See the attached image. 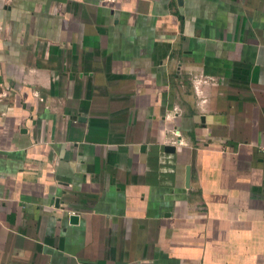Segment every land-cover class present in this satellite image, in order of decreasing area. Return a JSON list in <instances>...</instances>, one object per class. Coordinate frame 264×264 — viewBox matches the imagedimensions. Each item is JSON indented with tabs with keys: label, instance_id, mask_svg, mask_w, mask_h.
<instances>
[{
	"label": "crops",
	"instance_id": "0c3cea01",
	"mask_svg": "<svg viewBox=\"0 0 264 264\" xmlns=\"http://www.w3.org/2000/svg\"><path fill=\"white\" fill-rule=\"evenodd\" d=\"M263 130L264 0H0V264H264Z\"/></svg>",
	"mask_w": 264,
	"mask_h": 264
},
{
	"label": "water",
	"instance_id": "95a60500",
	"mask_svg": "<svg viewBox=\"0 0 264 264\" xmlns=\"http://www.w3.org/2000/svg\"><path fill=\"white\" fill-rule=\"evenodd\" d=\"M165 150L166 151H172L173 148H171V147H165ZM187 181H188V169H185V183H187ZM76 220H77V216H75V215H70L68 217L69 223H74Z\"/></svg>",
	"mask_w": 264,
	"mask_h": 264
},
{
	"label": "built area",
	"instance_id": "2783aa9c",
	"mask_svg": "<svg viewBox=\"0 0 264 264\" xmlns=\"http://www.w3.org/2000/svg\"><path fill=\"white\" fill-rule=\"evenodd\" d=\"M263 134H264V130H263ZM262 150L264 151V148Z\"/></svg>",
	"mask_w": 264,
	"mask_h": 264
}]
</instances>
